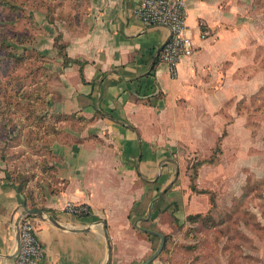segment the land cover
Instances as JSON below:
<instances>
[{
  "label": "crops",
  "instance_id": "obj_1",
  "mask_svg": "<svg viewBox=\"0 0 264 264\" xmlns=\"http://www.w3.org/2000/svg\"><path fill=\"white\" fill-rule=\"evenodd\" d=\"M141 1L58 0L51 13L34 15L42 38L65 45L47 86L49 112L63 119L49 140L53 176L41 194L26 195L0 167V264L15 263L17 222L33 206L43 212L31 215L44 248L39 264H144L161 244L155 233L167 240L163 206L178 194L174 154L212 151L234 125L229 102L258 89L263 72L253 82L242 76L263 45L259 0H185L194 53L176 76L155 64L170 31L135 16ZM69 203L90 214L68 215ZM262 249L240 254L259 262ZM160 254L149 264H171Z\"/></svg>",
  "mask_w": 264,
  "mask_h": 264
},
{
  "label": "rangeland",
  "instance_id": "obj_2",
  "mask_svg": "<svg viewBox=\"0 0 264 264\" xmlns=\"http://www.w3.org/2000/svg\"><path fill=\"white\" fill-rule=\"evenodd\" d=\"M57 2L0 0V167L15 184L26 183V195L41 194L53 176L48 145L55 121L47 119L44 100L49 64L64 56V43L60 36L55 44L42 38L44 29L33 17L51 13ZM259 4L264 11V0ZM262 44L242 76L252 82L264 75V33ZM228 111L235 120L231 133L212 151L182 149L173 156L178 194L163 206L169 244L160 254L171 264L264 262V253L259 262L249 258L251 248L264 245V77L258 89L233 98ZM191 215L201 218L189 220ZM153 227L160 228L159 221Z\"/></svg>",
  "mask_w": 264,
  "mask_h": 264
},
{
  "label": "built area",
  "instance_id": "obj_3",
  "mask_svg": "<svg viewBox=\"0 0 264 264\" xmlns=\"http://www.w3.org/2000/svg\"><path fill=\"white\" fill-rule=\"evenodd\" d=\"M135 16L146 26H164L170 31L168 41L157 54L160 63L170 67L171 74H178V66L184 57L194 53V43L188 35L185 0H142L135 10ZM70 216L82 218L90 214L86 205L69 203L64 209ZM21 239V250L14 264H39L44 248L37 238L31 215L25 214L17 222Z\"/></svg>",
  "mask_w": 264,
  "mask_h": 264
},
{
  "label": "trees",
  "instance_id": "obj_4",
  "mask_svg": "<svg viewBox=\"0 0 264 264\" xmlns=\"http://www.w3.org/2000/svg\"><path fill=\"white\" fill-rule=\"evenodd\" d=\"M59 39V38H58ZM64 49H65V45H64ZM69 62V60L66 58L65 59V61H64V63L65 64H67ZM158 63V60L155 62V64H157ZM152 92H154V86H152V85H147V87H146V90H145V95H149V94H152ZM50 97H51V94H50V91H49V93H48V96H46V98H45V100H44V103H45V113H46V116H47V119H49V118H51V119H53L55 122H54V124L52 125L53 127V129H54V132H53V134H51L50 136H52V135H55V134H57V128L59 127V124L61 123V121H62V116H55V115H52L50 112H49V105H50ZM58 124V125H57ZM218 142L220 143V142H222V138H220L219 140H218ZM209 163V162H208ZM6 179L7 180H9V181H11V177H10V175H6ZM26 183H24V184H22V185H20L19 186V190L20 191H22V192H24L25 191V189H26V185H25ZM41 188H42V186H41ZM193 190H197L196 189V187L194 186L193 187ZM201 193H203V191H201ZM33 209H36V207L35 206H33L32 207ZM189 218V220H196L197 218H201V215H191V216H188ZM167 240H166V243H165V245H167V241H168V238H166ZM164 249H165V246H164ZM163 249V250H164Z\"/></svg>",
  "mask_w": 264,
  "mask_h": 264
},
{
  "label": "water",
  "instance_id": "obj_5",
  "mask_svg": "<svg viewBox=\"0 0 264 264\" xmlns=\"http://www.w3.org/2000/svg\"><path fill=\"white\" fill-rule=\"evenodd\" d=\"M25 214L41 216V215H43V212L40 210H37V209H29V208L25 207ZM104 229L106 231V236L108 237L106 226H104ZM155 234L161 238V244H160L158 250L144 264H149L150 262H152L162 252V250L164 248L165 237L159 233H155ZM108 244H109L108 245L109 257H111L112 248H111L110 242ZM20 250H21V239H20V234H19V230H18L17 231V250L12 257L16 258L18 256V254L20 253Z\"/></svg>",
  "mask_w": 264,
  "mask_h": 264
}]
</instances>
